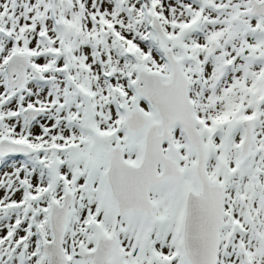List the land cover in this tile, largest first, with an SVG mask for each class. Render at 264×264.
I'll list each match as a JSON object with an SVG mask.
<instances>
[{"label":"snow or ice","instance_id":"obj_1","mask_svg":"<svg viewBox=\"0 0 264 264\" xmlns=\"http://www.w3.org/2000/svg\"><path fill=\"white\" fill-rule=\"evenodd\" d=\"M0 264H264V0H0Z\"/></svg>","mask_w":264,"mask_h":264}]
</instances>
